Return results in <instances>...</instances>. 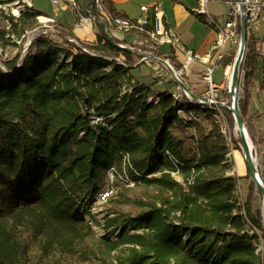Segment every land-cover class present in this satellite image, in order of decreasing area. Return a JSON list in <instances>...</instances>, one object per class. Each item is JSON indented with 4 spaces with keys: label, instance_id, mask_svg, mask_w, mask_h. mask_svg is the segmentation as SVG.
Returning <instances> with one entry per match:
<instances>
[{
    "label": "trees",
    "instance_id": "1",
    "mask_svg": "<svg viewBox=\"0 0 264 264\" xmlns=\"http://www.w3.org/2000/svg\"><path fill=\"white\" fill-rule=\"evenodd\" d=\"M104 7L125 17L111 0ZM38 15L28 8L0 38H20ZM237 23L240 36V15ZM101 27L96 45L79 41L90 53L63 29L38 36L21 65L0 74V264H264V225L229 174L216 108H177L170 90L148 103L153 85L135 83V54ZM261 41L248 37L246 123ZM120 56L125 65L108 59ZM112 169L123 184L103 222L88 214L91 224L79 207L104 191Z\"/></svg>",
    "mask_w": 264,
    "mask_h": 264
},
{
    "label": "crops",
    "instance_id": "2",
    "mask_svg": "<svg viewBox=\"0 0 264 264\" xmlns=\"http://www.w3.org/2000/svg\"><path fill=\"white\" fill-rule=\"evenodd\" d=\"M114 4L116 10L122 13L126 18L136 19L140 17L143 13L141 7L144 5L152 6L157 4L161 7V11L164 12L166 23L171 27L176 34L179 36L182 44L188 51H192L194 55L197 56L196 60L190 64L188 71L185 72V82L187 83L192 95L196 97L204 96L208 94L209 88H206L207 80L205 79L206 70L208 68L214 67V72L212 74V81L216 87V92H222L224 89V79L227 72L223 68L222 61L225 56L223 52L222 59L214 58V45L217 40V33L211 27H209L202 17H197L193 14V10L197 5V0H111ZM52 2V1H51ZM77 3L82 11H85L90 3V0H77ZM235 0H209L208 10L209 13L220 23L224 25ZM53 4V3H52ZM264 7V0L261 1ZM61 13H55L51 11L44 10V8L38 6L34 2V6L37 10L44 13V15H49L56 20L59 30L66 29L71 32L73 36L76 37L77 41L83 44L96 45L97 34L101 25L104 27V31L107 34V26L110 27L111 33L117 41H121L123 44L138 47L141 44L146 45V49L151 47L150 41L145 36H140L137 34H127L115 32L111 23L107 22L106 18L102 14H96V21L87 24L85 26H78L79 19L77 14L74 12L72 7L67 3H60ZM55 5V6H57ZM224 9V10H223ZM224 11V12H223ZM225 16L224 22L219 21L217 17ZM258 23L253 27L250 25L249 35L251 34L255 39L264 38V12L259 15ZM259 24V25H258ZM257 30H255V29ZM253 32V33H251ZM230 44L226 46L224 50L229 47ZM256 48L259 51L260 58L258 59L259 71L258 74L253 78L252 82L247 88V92L250 96V107L249 115L247 120L249 123L254 124V127L258 131V136L264 140V89L262 88L264 81L263 74V61H264V41L256 42ZM163 51L169 52L168 47H164ZM173 59L176 60L177 64L184 61L183 54H177L175 56L173 53L171 55ZM121 60H125L124 56H120ZM136 59V58H135ZM226 59V58H225ZM141 66H145L144 69ZM180 66V67H181ZM216 69V70H215ZM216 78H213L214 73L217 72ZM157 69L152 65H139L131 70V75L134 78L135 83L153 85V94H160L165 90H171L175 88V84L171 79L164 80V84H154L153 78L157 79V76H162ZM155 72V73H154ZM208 86V85H207ZM253 129V128H252Z\"/></svg>",
    "mask_w": 264,
    "mask_h": 264
},
{
    "label": "built area",
    "instance_id": "3",
    "mask_svg": "<svg viewBox=\"0 0 264 264\" xmlns=\"http://www.w3.org/2000/svg\"><path fill=\"white\" fill-rule=\"evenodd\" d=\"M33 0H18V8L16 13L20 15L21 12H24L27 8H33ZM53 5L60 3H67L72 7L74 12L77 14L79 19L78 26H85L87 24L93 23L96 21V14H102L105 16L107 22L111 23V26L114 28L115 32L122 33L123 35L127 34H137L140 36H145L151 43V47L146 49L145 44H141L138 47L123 44L121 41H117L114 37L115 35L111 33L110 27L107 26V31L112 38V43L117 45L118 48L129 50L133 52L136 58V63L133 68L138 67L139 65H152L156 63L157 65L162 64L174 79L173 83L175 88L171 89L172 98L175 101L177 108L181 107H213L218 105L215 100L216 87L212 81V74L214 72V67L208 68L206 70L205 79L209 85L208 94L200 97H192L184 88L181 86V83L185 84L184 73L188 71L190 64L196 60L197 56L188 51L185 46L182 44L179 36L176 32L167 25L164 12L161 11V7L157 4L152 6L144 5L141 7L142 15L136 19H130L126 17H112L108 14L104 7V0H90V3L85 11H82L77 3V0H51ZM209 0H197V5L193 10V14L197 17H202L204 22L211 27L217 33V40L214 45L213 51L215 53L214 58L222 59L224 49L228 44L235 45L238 43V28H237V17L240 15L238 4H233V7L224 22V25L218 23V21L209 13L208 10ZM245 8L249 13L248 21L249 23L257 21L259 18V11L261 9L260 0H243ZM37 19L41 24L40 27L35 28V30L28 34L27 44L25 49L29 47L31 42L32 35H49L57 36L59 35V28L56 23V20L49 15H38ZM108 35V33H107ZM114 35V36H113ZM38 36V35H37ZM69 43L79 47L86 53H90L88 49L83 47V45L77 41L75 38H69ZM164 47H168L169 52L163 51ZM172 53L177 56V54L184 55V61L182 62V68L178 69L176 61L171 57ZM108 58V57H106ZM110 60L114 59L122 65L124 60L120 58H108ZM171 70L174 71L176 78L172 76ZM158 84L162 85L164 79L161 76H157ZM126 91V88L124 89ZM148 97V103L157 104L160 100L159 94H152ZM213 97V98H212ZM219 106V105H218ZM181 113V110H179ZM114 173L112 169L109 172V176Z\"/></svg>",
    "mask_w": 264,
    "mask_h": 264
},
{
    "label": "rangeland",
    "instance_id": "4",
    "mask_svg": "<svg viewBox=\"0 0 264 264\" xmlns=\"http://www.w3.org/2000/svg\"><path fill=\"white\" fill-rule=\"evenodd\" d=\"M263 1V0H260ZM37 4L38 6L44 8V10L55 12V13H61L62 6L61 5H53L51 0H33V6ZM18 0H0V9L3 11V15L0 14V30H3L6 28V30H10L12 24L17 23L18 19L20 16L24 13L21 12L20 15L16 13V10L18 8ZM33 8L37 9L36 6ZM28 9V8H27ZM26 9V10H27ZM25 10V11H26ZM224 10V9H223ZM224 12V11H223ZM264 12V7L261 4V9L259 11V15L263 14ZM38 17V16H37ZM36 17V23L34 24L33 27H31V21H26L25 23L21 24V26L24 25L25 31L22 34L20 38H18L17 35H6L4 39L0 38V74H8L12 73L11 66L13 63H15V67L18 68L21 65L22 58L25 56V54L29 51L30 46L33 44L35 39L38 36H41L39 34L32 35L31 36V44L27 49H25V45L27 44V38L29 37L28 34L33 32L35 28L40 27L41 24L39 23V20ZM219 21L224 22L225 16L217 17ZM258 19L255 22L250 23L252 25V30L255 25L258 23ZM259 25V24H258ZM20 26V28H22ZM255 29V28H254ZM257 30V29H255ZM61 30L59 31V33ZM253 33V32H251ZM38 35V36H37ZM251 35V34H250ZM249 36V35H248ZM76 39V38H75ZM238 43L235 45H230L227 47L226 50H224V56L225 58L222 60L224 61L223 63V68L227 72V75L225 76L224 79V89L222 92H215V96L213 100H215L217 103H222L226 107L230 106V101H231V95L229 92V81L231 82L232 78V72H233V67L235 64V61L237 59L238 53H239V46H240V36H238ZM248 44V42H247ZM247 49L245 52L244 60L241 64L240 68V86L239 90L237 93L238 99H239V105L240 101H243L246 97L245 93V76L247 74L249 65H248V59H247ZM174 61H176L174 59ZM152 66H154L161 77L164 80L171 79L172 81L174 80L171 75L168 73L167 69L163 67L162 64L157 65L156 63H153ZM178 69L182 68L180 67V62L176 64ZM143 69L145 66H141ZM216 70V69H215ZM154 72V73H155ZM218 73L215 72L213 75V78H216V75ZM186 74L184 73V78ZM154 84H158V78L154 79L153 78ZM164 84V83H163ZM187 85V83L185 82ZM206 88H209L208 83H206ZM208 85V86H207ZM188 87V85H187ZM189 88V87H188ZM213 107L216 108V112L220 115L222 122H223V130L225 133V136H227V140L229 142L230 146V154H229V161H230V170L229 174L231 176H234L236 179H238V195L240 197L246 198L248 194H251V207L253 210V213L260 217L261 222L264 225V201L262 198V195L260 191L256 188L254 183L252 182L247 163L244 158V152L242 149V143L239 141L241 140L239 136H237V126L235 122H229L230 120L226 116L225 112L223 111L224 108H221V106L214 105ZM241 111V110H240ZM230 112V111H229ZM231 113V112H230ZM232 115V113H231ZM233 117V115H232ZM234 121V118H233ZM246 124V128L248 130V133L250 135V138L252 140V145H253V155L255 158V163L256 166L264 178V140L260 136H258V131L254 127V124L247 120L244 121ZM253 128V129H252ZM234 142H237L236 144ZM238 147V148H237ZM180 179V178H179ZM180 181V180H179ZM123 183L118 182L117 178L115 177V174L113 173L108 177V185L104 189V191H101L96 198L93 200L80 205L79 207V212L82 213L85 218L92 224L93 222L91 221L90 216L88 215L91 213L93 216H95L98 219V222H103L105 215H106V206L109 201V199L112 198L113 195H116L118 192V189L121 187ZM94 230L97 234V236H103L106 235V231H104L101 227H98L93 224ZM116 235L112 236L111 239H115ZM258 253L263 257L264 259V239L260 238V243L257 247Z\"/></svg>",
    "mask_w": 264,
    "mask_h": 264
},
{
    "label": "water",
    "instance_id": "5",
    "mask_svg": "<svg viewBox=\"0 0 264 264\" xmlns=\"http://www.w3.org/2000/svg\"><path fill=\"white\" fill-rule=\"evenodd\" d=\"M235 1L238 4L239 12H240L241 34H240L239 53H238L237 59L235 61L234 67H233L232 78H231V82H230V86H229V92L231 95V101H230L231 104L228 107H226L222 103H219L218 105L221 106V108H225L232 113L234 121H236L235 124L237 126L238 132L240 134L242 149L244 152L245 161L247 163L249 175H250V177H252L251 180L254 183V185L256 186V188L260 191L261 194L264 195V181H262V179L264 180V178L262 177V175L260 174V172L256 166L255 158L253 155V149H252L253 145L251 146L248 142V137H250V136H249V133H248L247 128H246V124L244 122V119H243L241 111H240L239 99L237 96L239 86H240V79H239L240 78V68H241V64L244 60V56H245V52H246V48H247L248 37H249L248 36L249 35L248 22H247L249 13L247 12V10L245 8L243 0H235ZM107 33H108V37H109L110 41H112V38L109 34V31H107ZM115 46L118 47L117 45H115ZM171 73H172V76L174 78H176L174 71L171 70ZM181 86L192 97L196 98V96L192 95V92L190 91V89L187 87L186 84L181 83ZM251 143H252V140H251Z\"/></svg>",
    "mask_w": 264,
    "mask_h": 264
},
{
    "label": "bare ground",
    "instance_id": "6",
    "mask_svg": "<svg viewBox=\"0 0 264 264\" xmlns=\"http://www.w3.org/2000/svg\"><path fill=\"white\" fill-rule=\"evenodd\" d=\"M229 84H230V81H229ZM248 131V130H247ZM237 136H239L240 137V134H239V132H238V129H237ZM250 136V135H249ZM248 142H249V144L252 146V143H251V139H250V137H248ZM262 181H264L263 179H262ZM262 195V198H263V201H264V195L263 194H261Z\"/></svg>",
    "mask_w": 264,
    "mask_h": 264
}]
</instances>
